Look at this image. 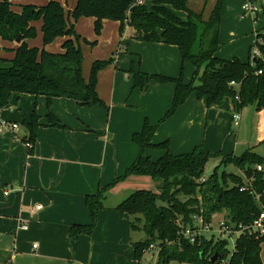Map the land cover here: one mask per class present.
Instances as JSON below:
<instances>
[{"label": "trees", "instance_id": "16d2710c", "mask_svg": "<svg viewBox=\"0 0 264 264\" xmlns=\"http://www.w3.org/2000/svg\"><path fill=\"white\" fill-rule=\"evenodd\" d=\"M142 1L77 0L75 8L68 15L63 5L56 0L40 7L24 5L20 12L15 11L8 0L0 1V38L16 43L18 37H22L13 58L0 57V117L14 94L44 96L49 106L55 98H66L82 106L108 108L97 93L98 75L115 59L112 57L109 61L95 62L90 79L86 80L83 76L84 59L78 46L79 36L70 17L74 21L95 18L97 34L101 32L103 22L109 20L120 23L121 35L126 28L132 27L136 40L177 46L183 65L189 63L196 69L191 82L186 83L182 75L170 78L151 76L134 69L127 72L133 79L134 89H145L151 80L160 84H175L173 106L158 125L146 122L143 130L133 135V141L141 149L137 160L112 184L86 197L91 224L74 226L70 238L91 236L94 233L108 191L131 176H147L158 184V192H137L117 207L121 213L133 217V231H143L146 235V239L134 244L136 260L141 261L150 246L157 244L160 249L159 263L162 264L169 261L189 264H264L261 257L264 235L242 234L230 250L229 240L203 237L191 244L180 234L182 227L194 224L195 217L202 216L205 222L210 223L214 215L223 212L227 214V220L235 225H251L264 211V157L253 151H246L240 156L223 153L213 155L200 148L191 153L173 155L169 151V141L153 143L159 125L174 116L193 93L198 99L204 100L208 108L222 106L225 99L229 98L237 112L250 106H255L258 111L264 109V30L258 34L248 62L237 58L220 59L216 54L221 48L223 0L217 1L208 20L203 13L197 14L190 10L189 0ZM180 13H185L186 17ZM36 22L42 23V49L29 44L38 36ZM63 37L68 39L63 44L62 53L46 50L48 45ZM255 48L259 50L260 56L253 55ZM119 53L117 51L115 57ZM259 71L262 74L258 75ZM232 82L238 86L232 87ZM48 119L54 125L58 123L52 114L48 115ZM23 124L29 130L26 143H31L33 148L40 126L36 110L31 121L24 120ZM148 149L163 151L164 155L154 161L146 154ZM214 157H221V163L207 183L200 185L198 181L205 175L206 165ZM258 166H262L263 170L258 171ZM221 167H233L240 173L224 169L220 174ZM243 187L246 190L241 191ZM142 222L143 227H140ZM216 253L219 258L213 263Z\"/></svg>", "mask_w": 264, "mask_h": 264}, {"label": "crops", "instance_id": "0c3cea01", "mask_svg": "<svg viewBox=\"0 0 264 264\" xmlns=\"http://www.w3.org/2000/svg\"><path fill=\"white\" fill-rule=\"evenodd\" d=\"M9 1L17 12L23 5L33 4L21 3L19 6L15 0ZM236 1L242 4L243 12L244 1ZM253 2L260 8L259 13L251 15L255 18V25L260 23V27H255L256 44L258 34L264 30V0ZM76 3L77 0L73 9ZM89 19L95 24V18H85ZM107 24L120 27L119 22L105 20L103 26ZM134 35L133 28L128 44L121 40L116 47V53H121L116 57L114 53V64L99 72L97 93L108 108L82 106L66 98H55L49 106L44 96L14 94L1 112L0 120L10 127L0 133V264H141L148 255L150 263L159 262L154 249L147 251L141 261L135 259L132 235L141 231L129 228V215L117 210L126 201L124 182L107 192L94 233L70 238L74 226L91 224L86 197L112 184L138 158L141 149L133 141V135L141 132L146 122L158 125L173 106L175 84L151 80L145 89H134L133 79L127 72L134 67L151 76L178 78L183 64L179 48L139 41L134 39ZM232 35L235 38L237 33ZM67 39H57L46 50L62 53ZM29 44L33 47L34 41H29ZM17 45L0 38V48H4L0 57L13 58ZM220 50L216 54L220 59L235 58L232 54L222 55ZM246 60L241 59L243 62ZM248 108L256 109L250 106L241 110L239 125L236 126L234 114L237 111L231 99H225L222 106L208 108L206 102L193 93L174 116L159 125L153 143L169 141V151L173 155L191 153L196 148L208 154L219 150L221 153L230 152L227 151L230 142L228 127L233 129L236 126L241 131L242 115ZM34 110L39 115L40 126L34 146L29 149L26 145L29 130L23 121L30 122ZM257 113L256 109L250 120L252 127L257 121ZM259 113L261 121L258 123L264 124V110ZM49 114L58 120L56 125L48 119ZM15 123L19 125L17 131L11 127ZM262 139L264 137L259 131L253 132L250 138L245 139L243 135L241 153H236L240 151V144L236 141L237 149L231 154L257 153ZM146 154L157 159L164 152L148 149ZM214 159L216 168L222 159ZM37 206L41 209L36 210ZM222 214L214 215L212 220ZM23 225L28 229L23 230Z\"/></svg>", "mask_w": 264, "mask_h": 264}, {"label": "rangeland", "instance_id": "374dc122", "mask_svg": "<svg viewBox=\"0 0 264 264\" xmlns=\"http://www.w3.org/2000/svg\"><path fill=\"white\" fill-rule=\"evenodd\" d=\"M9 1V0H8ZM18 5L20 6L21 3H33L32 5L34 6H44L46 3L48 4L49 0H15ZM62 3L65 12L68 13L70 10L73 9L75 5V0H58ZM218 0H189V8L190 10L194 11L197 14H204V18L206 20L209 19L215 5L217 4ZM10 2V1H9ZM241 5L240 2H237L236 0H223L222 2V22H221V32H220V45L222 47L221 54H232L235 56V58L241 60L243 58L247 59L248 61L250 60L252 53V45L254 46L255 41H254V33H255V27L258 26L260 27V23L258 24L255 23V18L251 15H244L243 12L241 11ZM24 6V5H23ZM231 9L233 11H231ZM182 17H186V14L183 13L181 15ZM90 20V21H89ZM85 20V18H81L78 21H74L70 17L71 23L74 24L75 31L77 32V35L79 36L78 40V46L82 52L83 55V76L85 78V74H87V80L90 79L91 75V70L92 66L95 62L97 61H109L114 53H116V47L119 45L120 41H124V43L128 44V40H130V37L132 36L133 33V28H126L124 33L121 35L120 33V27L115 24H107L103 26L101 32L97 34L96 29H95V24L94 22L89 19ZM38 26L36 27V25ZM41 23L36 22L35 27L37 28V33L38 36L36 39H34V46L33 47H38L40 49L43 48V34H42V27H40ZM233 32L237 33V38L233 37ZM261 32V31H260ZM96 38L95 40H90V39ZM121 41V42H122ZM251 47V48H250ZM0 51L3 52L4 48L1 47ZM8 54V52H7ZM6 54V55H7ZM5 55V54H4ZM239 57V58H238ZM234 58V59H235ZM246 60V61H247ZM247 61V62H248ZM114 64V63H113ZM112 65V64H111ZM109 66V65H108ZM107 66V67H108ZM139 67V60L137 64V68ZM106 68V67H105ZM104 68V69H105ZM131 69H134L132 67ZM135 70V69H134ZM102 71V70H101ZM138 72L137 70H135ZM196 69L191 65V64H182L179 70V75H182L184 77V80L186 83H189L193 80L194 74H195ZM264 109L258 111L257 110V121L256 123L254 122V128L252 127L251 124V119L254 117L256 113V109L254 108H248L244 110L243 119H242V125H241V135L237 137V134L241 131H238L240 128H237L236 126L229 128L227 130V135L230 133V136H228V150L230 152H222L223 154L228 153L229 155L234 151V149H237L235 147L236 141L240 144L239 149L240 151L236 153L240 154L242 151L243 147V135L244 138H250L251 135L256 134L258 131L261 133V137H264V124H259L258 122L261 121L260 118V113ZM210 131H208L207 136L209 138ZM236 137L238 139H236ZM259 151L257 152L260 156L264 157V139H262L259 143ZM141 152V151H140ZM210 153V152H209ZM213 155L221 153V151H215L211 152ZM256 153V152H255ZM140 155V154H139ZM153 159L154 161L158 160ZM137 160V159H136ZM134 163V162H133ZM216 160L214 158L210 159L209 162L206 165L205 168V175L198 181L200 185L206 184L208 179L211 177L215 170V165ZM132 165V164H131ZM231 170L234 171L235 173H240L233 167H228L227 169L224 167H221L220 169V174H222L223 170ZM122 184H124L125 192H123L125 199H129L132 195H134L137 192L140 191H149V192H155L158 190V184L154 182L150 177L147 176H131L127 178ZM200 200H202V197L199 196ZM227 214L223 212L222 215H217L216 218L213 221V226L215 229L218 228V222L222 219L227 220ZM128 224L129 228H131V223L133 221V217L129 216L128 217ZM140 227H143V222L139 224ZM134 233V232H133ZM133 242L138 243L146 239V235L143 231L134 233L132 235ZM233 244H234V239H229V246L228 248L230 250L233 249ZM157 244H155V249L158 250ZM262 260L264 263V244L262 246ZM149 256V255H148ZM148 256L146 259L142 261L141 264H152L150 263ZM157 264H162V263H157ZM164 264V263H163ZM165 264H189V263H180L177 261H169V263Z\"/></svg>", "mask_w": 264, "mask_h": 264}, {"label": "built area", "instance_id": "2783aa9c", "mask_svg": "<svg viewBox=\"0 0 264 264\" xmlns=\"http://www.w3.org/2000/svg\"><path fill=\"white\" fill-rule=\"evenodd\" d=\"M139 3H143L142 0H138ZM243 9V14L244 15H256L257 13L260 12L259 6H257L253 1L251 0H244V4L242 6ZM253 55L254 56H260V52L258 49L253 50ZM262 74V71H259L257 73ZM232 87H237L238 84L235 82L231 83ZM240 112H236L234 114V122L235 125H239L240 121ZM9 124L5 121L0 122V133H3L9 128ZM12 129L17 131L19 130V125L18 124H12L11 125ZM27 147L29 149L32 148L31 143H26ZM258 171H262L263 167L258 166L257 167ZM246 190V187L241 188V191ZM251 193L255 194L254 191ZM257 200L260 201V196L257 195ZM41 206H37L36 210H40ZM23 230H27L28 226L23 225L22 226ZM249 234V235H264V211L261 212V214L258 216V218L249 226H244L242 224L235 225L231 223L229 220H220L218 222V228L215 229L213 226V221L210 223L205 222L204 218L202 216H197L195 217V222L192 226H187V227H182L180 234L183 239L187 240L191 244H195L199 242L203 237L207 239H219V240H229V239H234V244L236 240L240 237L242 234ZM233 244V248H234ZM34 247H37V245H34ZM155 249V245H151L150 248L147 251H151ZM159 250H157V253L159 254Z\"/></svg>", "mask_w": 264, "mask_h": 264}, {"label": "water", "instance_id": "95a60500", "mask_svg": "<svg viewBox=\"0 0 264 264\" xmlns=\"http://www.w3.org/2000/svg\"><path fill=\"white\" fill-rule=\"evenodd\" d=\"M21 40H22V37L19 36L18 39L16 40V43L19 44L21 42ZM218 258H219V255L216 253L212 259V262L215 263L218 260Z\"/></svg>", "mask_w": 264, "mask_h": 264}]
</instances>
